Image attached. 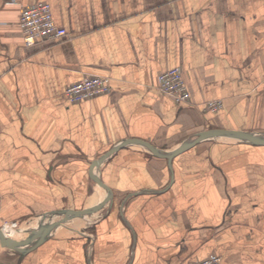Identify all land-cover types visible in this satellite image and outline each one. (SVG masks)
I'll use <instances>...</instances> for the list:
<instances>
[{
    "label": "crops",
    "instance_id": "crops-1",
    "mask_svg": "<svg viewBox=\"0 0 264 264\" xmlns=\"http://www.w3.org/2000/svg\"><path fill=\"white\" fill-rule=\"evenodd\" d=\"M40 1L70 35L28 46L21 10ZM176 66L191 105L157 87ZM88 74L110 91L68 102ZM212 128L264 136V0H0V224L99 203L93 173L114 192L81 234L0 264H264V145L210 137L170 166L138 142L171 153Z\"/></svg>",
    "mask_w": 264,
    "mask_h": 264
},
{
    "label": "built area",
    "instance_id": "built-area-1",
    "mask_svg": "<svg viewBox=\"0 0 264 264\" xmlns=\"http://www.w3.org/2000/svg\"><path fill=\"white\" fill-rule=\"evenodd\" d=\"M19 24L23 30L24 42L28 46L35 45L37 41L57 40L70 35L66 27L56 23L51 3L47 1L24 6L21 10ZM157 87L162 93L171 95L180 105L193 104L181 66L170 68L159 75ZM110 89V76L88 74L69 84L64 90V98L68 102L75 103L106 93ZM204 104L205 108L215 111L221 108L223 102L220 99H213ZM221 260L219 254L211 253L194 264H221Z\"/></svg>",
    "mask_w": 264,
    "mask_h": 264
},
{
    "label": "water",
    "instance_id": "water-1",
    "mask_svg": "<svg viewBox=\"0 0 264 264\" xmlns=\"http://www.w3.org/2000/svg\"><path fill=\"white\" fill-rule=\"evenodd\" d=\"M229 136L242 140L250 141L254 144L264 145V136L256 134L250 131L244 130H236V129H225V128H212L204 131H200L194 137L186 139L181 145L171 153L162 152L157 149L154 145L140 140L138 142H142L146 146H148L152 152L158 156L166 157L168 159L169 165H172V159L175 155L189 149L194 146L199 141L215 137V136ZM136 139H130L121 143V145L115 146L109 152L103 154L100 158L95 160L92 163V170L96 167V165H100L102 161L109 156L112 152L128 144L133 142ZM137 141V140H136ZM92 178L96 181L100 186H102L107 191L106 197L100 201L99 203L86 207V208H78V209H60L55 211H50L48 213H44L41 216L40 224L37 228L30 230V236L28 239L16 240L4 231L3 226H0V240L5 244L6 247L13 250L14 252L19 253L21 256L26 254L27 252L33 250L40 244H42L60 225L65 224L66 222L86 215L93 214L101 209H103L108 203L114 200V192L113 190L102 180L101 177L96 176L95 173L92 174ZM60 215L62 216L60 219L52 220L54 216ZM47 218H51L50 221H47Z\"/></svg>",
    "mask_w": 264,
    "mask_h": 264
},
{
    "label": "bare ground",
    "instance_id": "bare-ground-1",
    "mask_svg": "<svg viewBox=\"0 0 264 264\" xmlns=\"http://www.w3.org/2000/svg\"><path fill=\"white\" fill-rule=\"evenodd\" d=\"M95 188L102 195V197H104V198L106 197V195H107L106 189H104L100 185H96ZM92 205H94V204H92ZM90 206H91V204H90ZM57 216H60V215H57ZM36 219H37V217L36 218L31 217V218L27 219L25 222H23L17 228L16 234L14 235L13 238L16 240H22L24 238V236L26 235L25 233H27L31 229L37 228L38 225L40 224V222L36 223L35 222ZM57 219H60V218L55 217V216L52 218V220H57ZM94 219H96V217H91L89 219H87L85 216L74 218L73 220L77 221L76 222L77 226H75L74 228L77 229L80 226H84V223H85V226L90 225L94 221ZM46 220L50 221L51 218H47ZM81 223H83V224H81ZM59 229H61V228H59ZM5 232L7 233V235H10L13 232V230L10 229L8 231L6 230ZM0 244L5 245L1 240H0ZM10 253H11V250L6 248V250L0 256L3 257V256H6L7 254H10Z\"/></svg>",
    "mask_w": 264,
    "mask_h": 264
},
{
    "label": "rangeland",
    "instance_id": "rangeland-1",
    "mask_svg": "<svg viewBox=\"0 0 264 264\" xmlns=\"http://www.w3.org/2000/svg\"><path fill=\"white\" fill-rule=\"evenodd\" d=\"M95 194L98 196V198L100 197L102 200L104 199V197H102L100 194H98L97 192H95ZM92 203V202H91ZM92 205V204H91ZM86 218H87V215L85 216ZM24 220H26V219H24ZM24 220H21V221H4L3 223H1L0 224V226H4L5 224H7V223H12L13 225H14V227H19V225L24 221ZM77 221L76 220H70V221H68V222H66L65 224H63L64 226H69L68 227V229L69 230H72V231H70L69 233L70 234H81L85 229H86V227L88 226H85V223H84V226H80V227H78L77 229H73L72 227H75V226H77V223H76ZM81 224H83V223H81ZM71 227V228H70ZM3 229H4V231L5 230H13V231H15V229L12 227V226H10V225H5L4 227H3ZM68 230V231H69ZM17 231V230H16ZM15 231V232H16ZM28 234L30 233V230L27 232ZM8 248V247H7ZM9 249V248H8Z\"/></svg>",
    "mask_w": 264,
    "mask_h": 264
}]
</instances>
